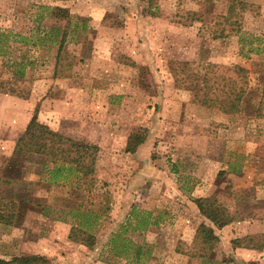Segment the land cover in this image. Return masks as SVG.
Wrapping results in <instances>:
<instances>
[{
	"label": "rangeland",
	"instance_id": "1",
	"mask_svg": "<svg viewBox=\"0 0 264 264\" xmlns=\"http://www.w3.org/2000/svg\"><path fill=\"white\" fill-rule=\"evenodd\" d=\"M150 1L154 15L141 13L147 0H0V176L10 179L4 192L29 203L18 226L0 224V256L128 264L106 250L125 224L119 240L149 249L144 264H264V248L239 247L264 242V0H242L239 32L219 38L213 31L231 0ZM62 32L74 59L68 77H55L52 40ZM184 63L188 75L211 64L244 78L246 110L193 103L175 74ZM35 106L39 123L95 147L72 196L46 181L42 156L13 150ZM129 135L142 140L133 152ZM206 197L231 220L213 228L204 258L193 257L196 227H213L194 203ZM70 208L98 216L83 241L68 237ZM142 217L148 223L133 229Z\"/></svg>",
	"mask_w": 264,
	"mask_h": 264
},
{
	"label": "trees",
	"instance_id": "2",
	"mask_svg": "<svg viewBox=\"0 0 264 264\" xmlns=\"http://www.w3.org/2000/svg\"><path fill=\"white\" fill-rule=\"evenodd\" d=\"M245 2L242 0H231L225 10V14L219 16L218 23L222 26L214 30L213 38L225 37L229 34L239 32V16L243 11ZM142 14L154 15V7L150 0H147L145 6L141 9ZM227 27V28H226ZM55 30V29H50ZM49 30V31H50ZM64 33L58 41L56 54L54 57L53 76L68 77L73 64L74 56L70 53L62 51V42ZM185 68L177 71V74H183V82L187 85L191 93V101L200 106L214 108L224 114H240L246 110L251 93L248 91L245 79H235L217 74L211 70V64H206V68L201 75L198 73L187 74V63H184ZM237 73L243 72L244 69L238 67ZM1 86V83H0ZM1 90V87H0ZM261 90L264 91V78L261 83ZM9 93L15 92L11 89ZM37 107L35 106L29 119L27 120L22 133L16 138L13 144V150L16 153H31L43 157V162L50 165L45 168L46 181L54 186L65 187V195L72 196L74 192L81 189L83 181L89 177L90 163L94 151V146L80 140H73L69 137L60 135L52 131L47 125L39 123L37 115ZM141 138L136 135H129L125 144V151L133 152L136 145L141 143ZM10 179L0 176V224L5 226H18L24 211L29 209L28 202L20 195L16 196L12 193H6L2 187L7 186ZM75 190V191H74ZM15 196V198L13 197ZM210 197L196 198L194 203L201 215L209 220L213 227L205 223H199L195 229L193 247L191 254L193 257L204 258L212 249L217 236L214 234L213 228H221L231 220V216L225 208L216 205ZM79 206V204L77 205ZM44 207L42 206L41 209ZM106 209V208H105ZM135 209L131 211L134 214ZM67 215L74 224L68 230V237L83 241L91 235V228L95 227L98 216L93 212L81 211L74 209L66 210ZM42 214L46 215V211L42 210ZM148 223L146 217L137 219L133 229H143ZM154 224L156 221L153 222ZM149 224H152L149 223ZM125 224L110 233L106 242V250L113 256H121L127 258L128 264H144L141 257L148 256V250L144 249L143 244L134 243L129 239L119 240V236L125 230ZM262 238V235H257ZM251 242L253 237L248 236ZM258 239V238H257ZM238 239L233 241L235 246H239ZM237 243V244H236ZM239 247L262 250L263 243H254ZM102 251L98 255L100 257ZM0 264H55L43 254H19L9 257L0 256Z\"/></svg>",
	"mask_w": 264,
	"mask_h": 264
},
{
	"label": "crops",
	"instance_id": "3",
	"mask_svg": "<svg viewBox=\"0 0 264 264\" xmlns=\"http://www.w3.org/2000/svg\"><path fill=\"white\" fill-rule=\"evenodd\" d=\"M28 119H29V118H28ZM28 119H27V120H28ZM24 127H25V125H24ZM263 248H264V247H263Z\"/></svg>",
	"mask_w": 264,
	"mask_h": 264
}]
</instances>
